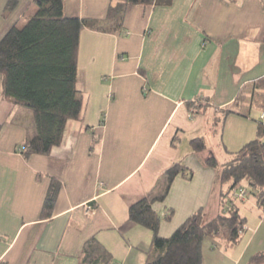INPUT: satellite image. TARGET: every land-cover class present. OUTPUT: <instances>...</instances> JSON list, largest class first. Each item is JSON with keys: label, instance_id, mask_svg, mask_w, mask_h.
Instances as JSON below:
<instances>
[{"label": "crops", "instance_id": "crops-1", "mask_svg": "<svg viewBox=\"0 0 264 264\" xmlns=\"http://www.w3.org/2000/svg\"><path fill=\"white\" fill-rule=\"evenodd\" d=\"M8 1L0 0V40L37 9L34 0H17L5 19ZM122 1L65 0L64 12L104 20ZM261 78L264 0L129 6L116 33L82 29L81 119L68 122L61 145L48 155L25 158L20 148L33 135V124L23 120L29 112L3 99L0 76V264H80L93 237L113 264H145L153 235L128 221L129 208L156 195L176 163L193 175L176 178L166 200L154 203L162 217L160 236L170 237L200 209L207 220L216 218L220 170L207 167L206 160L217 159L213 145L233 154L255 140L256 123L254 128L239 112L224 114L234 111L241 90L251 96ZM194 139L206 142L204 152H194ZM54 181L60 191L52 217L42 220ZM249 201L238 206L240 214L251 210L241 240L231 244L222 233L207 238L204 264H250L264 253V218L256 201Z\"/></svg>", "mask_w": 264, "mask_h": 264}, {"label": "trees", "instance_id": "trees-1", "mask_svg": "<svg viewBox=\"0 0 264 264\" xmlns=\"http://www.w3.org/2000/svg\"><path fill=\"white\" fill-rule=\"evenodd\" d=\"M34 2L37 9L26 25L19 29L15 23L0 40L3 99L33 114L34 133L20 148L25 158L48 155L61 145L68 122L81 119L83 104L77 88V75L82 29L88 27L103 33H116L123 28L129 6H148L154 2L169 5L171 0H124L111 6L104 20L67 17L65 0ZM17 7V0H9L4 18L7 19ZM197 103L202 106L201 102ZM255 107L264 113V78L254 81L251 96L241 90L234 111H226L224 117L239 112L250 118ZM255 122L257 138L231 154L233 159L221 165L215 157L206 160L207 167L220 170L221 190L216 218L207 220L204 210L200 209L170 237L160 236L162 217L154 211L153 205L166 200L176 178L191 179L192 170L181 163L172 165L165 172L156 195L150 194L130 206L128 221L148 229L153 235L145 264H204V241L220 233L225 234L229 243L237 244L245 232L246 223L238 206L248 199L234 204L233 195L245 184L250 187V197L255 199L264 218V119ZM2 127L0 124V132ZM191 146L196 153L207 148L203 139L192 140ZM59 191L60 183L52 182L43 203L42 220L52 217ZM80 264H113V258L93 237L84 244ZM250 264H264V253L252 257Z\"/></svg>", "mask_w": 264, "mask_h": 264}, {"label": "rangeland", "instance_id": "rangeland-1", "mask_svg": "<svg viewBox=\"0 0 264 264\" xmlns=\"http://www.w3.org/2000/svg\"><path fill=\"white\" fill-rule=\"evenodd\" d=\"M34 8H37V6H36V4H34ZM34 13H35V11L34 12H29L28 14H27V16H26V18L25 19H23L19 24H18V27H19V29H22L25 25H26V23H27V21H28V18L29 17H31V16H33L34 15ZM24 112H29V117H28V115H26V113L24 114V118H23V120L26 122V123H32L33 124V114H32V112L30 111V110H28V109H24ZM260 114H261V111L259 110V109H257L256 107L255 108H253V110L251 111V113H250V122H251V124L252 125H254V128L256 127V122L255 121H259V117H260ZM28 121H30V122H28ZM255 136H254V139H256L257 138V128H256V130H255ZM219 143V142H218ZM213 145V144H212ZM214 147V148H213ZM213 147H212V151H214L215 153H217V161H218V163H219V165H221V164H224V163H226V162H228V161H230L231 159H233L231 156V154H229V153H225L226 152V149H224V146H220L219 144H217V145H213ZM231 157V158H230ZM245 186L247 187L248 186V184H245ZM248 200H250L249 202H252V203H254V198L253 197H249L248 198ZM247 200V201H248ZM249 202H246V203H249ZM240 205H242L241 203L239 204V207H240ZM249 207V206H248ZM248 207H245V208H243L242 210H241V216H242V218H244V217H248L249 219L251 218V210L250 209H248ZM254 212V211H253Z\"/></svg>", "mask_w": 264, "mask_h": 264}, {"label": "built area", "instance_id": "built-area-1", "mask_svg": "<svg viewBox=\"0 0 264 264\" xmlns=\"http://www.w3.org/2000/svg\"><path fill=\"white\" fill-rule=\"evenodd\" d=\"M263 120L264 119V113L261 114V116L259 117V120ZM250 197V187L249 186H243L241 188H238L234 195H233V200H234V204H237L239 202L245 201ZM263 212V211H261Z\"/></svg>", "mask_w": 264, "mask_h": 264}]
</instances>
